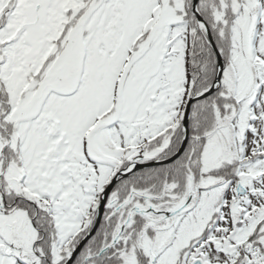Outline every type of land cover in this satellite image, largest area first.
<instances>
[{"label": "snow or ice", "instance_id": "obj_1", "mask_svg": "<svg viewBox=\"0 0 264 264\" xmlns=\"http://www.w3.org/2000/svg\"><path fill=\"white\" fill-rule=\"evenodd\" d=\"M0 264H264V0H0Z\"/></svg>", "mask_w": 264, "mask_h": 264}]
</instances>
